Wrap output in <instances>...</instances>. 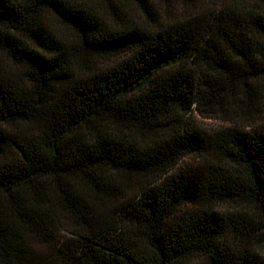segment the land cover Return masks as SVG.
<instances>
[{
    "label": "trees",
    "instance_id": "trees-1",
    "mask_svg": "<svg viewBox=\"0 0 264 264\" xmlns=\"http://www.w3.org/2000/svg\"><path fill=\"white\" fill-rule=\"evenodd\" d=\"M239 104L264 0H0V264H264V123L195 124Z\"/></svg>",
    "mask_w": 264,
    "mask_h": 264
},
{
    "label": "rangeland",
    "instance_id": "rangeland-1",
    "mask_svg": "<svg viewBox=\"0 0 264 264\" xmlns=\"http://www.w3.org/2000/svg\"><path fill=\"white\" fill-rule=\"evenodd\" d=\"M229 114L226 115L224 112H218L214 116L210 118H204L202 116H197L195 118V124H197L200 128L203 130H206L207 132H210L212 129H217L221 126H227L232 123V121H238V123L242 124H261L264 123V117L259 118L255 115L250 116H244V113H247L246 106L238 105V109L236 110V107L234 106L231 108V112H228ZM254 128V127H250Z\"/></svg>",
    "mask_w": 264,
    "mask_h": 264
}]
</instances>
